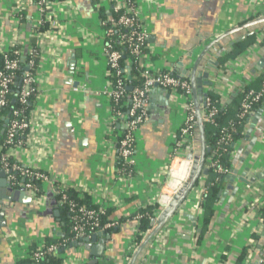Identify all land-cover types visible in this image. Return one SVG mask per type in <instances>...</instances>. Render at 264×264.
I'll return each mask as SVG.
<instances>
[{
	"label": "crops",
	"instance_id": "0c3cea01",
	"mask_svg": "<svg viewBox=\"0 0 264 264\" xmlns=\"http://www.w3.org/2000/svg\"><path fill=\"white\" fill-rule=\"evenodd\" d=\"M74 3L79 16L63 27L65 39L58 54L38 63L37 94L31 110L38 111L45 132L32 149H10L9 160L45 172L55 183L62 178L90 205L109 210L110 222L117 225L109 232L110 239L97 264H129L133 254L128 257L127 249L136 213L153 205L160 212L157 200L168 191V181L177 178L172 179L170 167L172 171L187 167L189 153L195 166L201 149L199 135L194 132L189 149L175 150L185 117L184 100L162 88H151L145 98L148 119L137 134L135 172L129 180L118 179L115 143L103 128L110 113L102 95L108 83L103 33L93 1ZM142 12L149 31L144 62L154 70L187 77L202 52L217 41L196 67L195 77L201 86L198 96H217L220 110L228 113L227 119L234 118L241 101L238 90L247 86L257 91L264 74V37L255 46L257 29L248 26L264 17V0H156L152 6L142 5ZM37 20L32 0L22 4L19 0H0V47L14 43L25 50L33 45ZM254 31L256 35L247 36ZM209 61L217 66L208 67ZM205 72L208 79L202 78ZM208 80L210 87L203 85ZM259 110L262 113L248 133ZM204 141L209 151L204 154L198 185L160 228L166 231L164 240L157 245L151 240L134 264H258L264 254V221L260 219L264 182L242 186L232 195L224 177L205 235L197 244L202 228L203 185L212 179L208 167L211 146L205 137ZM229 166L230 174L249 169L247 176L264 168V98L245 124L242 136L231 145ZM42 187L44 201L31 198L30 203L16 202L3 209L0 264H17L28 252L55 244L65 235L68 220L55 200L53 186ZM59 257L61 264H88L92 260L82 248H68Z\"/></svg>",
	"mask_w": 264,
	"mask_h": 264
},
{
	"label": "built area",
	"instance_id": "2783aa9c",
	"mask_svg": "<svg viewBox=\"0 0 264 264\" xmlns=\"http://www.w3.org/2000/svg\"><path fill=\"white\" fill-rule=\"evenodd\" d=\"M20 4L26 0H19ZM94 11L97 15V25L102 30V52L106 61L107 86L102 91V95L109 104V115L103 123V128L109 138L114 141L117 152L116 173L119 180H129L136 166V143L137 134L148 119V111L145 105V98L148 91L154 86L164 89L169 94L177 95L184 100L185 117L179 128V138L176 140V149L186 148L196 132V109L202 115V120L213 123L218 113V109L211 105L205 98L196 107L191 84L188 78H180L169 71L154 70L145 64L147 56V40L149 31L143 18L142 5L152 6L156 0H92ZM35 6L38 20L34 23L33 38L35 43L25 50L16 44L10 43L6 47H0L2 64L0 66V115L6 110L8 93L15 82L17 73L20 71L19 56H29L30 59L26 67L28 71L22 73V89L18 96L20 104H26L28 99L37 93V71L40 59L46 56L58 54L61 42L65 39V25L76 21L79 12L74 0H32ZM22 8V6H20ZM20 21L18 17L17 22ZM86 36H89L87 33ZM264 37V29L257 32V39L254 45H258ZM10 52L14 58H10ZM125 58L126 66L122 68L120 61ZM37 59V63L34 61ZM35 67V72L30 69ZM134 69L140 76L141 82L133 86L129 98H126L127 81L129 72ZM264 96V77L260 88L257 91L247 90L240 101L237 118L246 123L254 113L255 106ZM126 108V110H124ZM22 111L13 110L7 126L5 127L4 145H0V166L7 174L9 186L13 189L24 187L29 191L33 199L42 202L45 200L44 193L41 192L40 185H52L53 193L59 197V203L64 205L72 220L71 233L73 241H78L85 237L100 232L109 231L116 227V222H102L101 217L105 215L106 209L103 207L90 208L81 205L70 198L68 191L70 187L61 178L55 183L53 178L38 169L22 167L10 161L9 150L15 147L32 149L40 142L44 130L38 120V111L31 110L28 117H21ZM5 117V116H4ZM3 117V118H4ZM119 128H118V127ZM26 132V137L20 141L16 140V135ZM232 132L224 130L218 139V145L225 151V147L232 142ZM182 158H184L182 156ZM208 167L212 168L219 175H228L230 171L223 168L218 159L212 157L208 161ZM180 168V166H179ZM192 170V161H188V166L184 169L172 171L169 174L172 182L168 181V191L157 200L160 206L159 215L169 206L175 195L187 183ZM24 181L19 185L17 179ZM54 182V184H53ZM19 185V186H18ZM76 190V189H74ZM73 190V191H74ZM264 194V189L262 190ZM158 215V216H159ZM141 215L134 217L136 225L134 234L127 249L128 257L135 253L139 247L136 242L137 223ZM149 232L145 233L143 238ZM166 231L159 230L152 240L157 245L164 240ZM58 249L57 245L42 247L33 252H28L33 264L39 263L45 256L54 254ZM258 264H264V254Z\"/></svg>",
	"mask_w": 264,
	"mask_h": 264
},
{
	"label": "trees",
	"instance_id": "16d2710c",
	"mask_svg": "<svg viewBox=\"0 0 264 264\" xmlns=\"http://www.w3.org/2000/svg\"><path fill=\"white\" fill-rule=\"evenodd\" d=\"M263 28H264V24L256 26V29L262 30ZM9 57L14 58V56L12 55V52H10ZM18 59H19L21 69L17 73V77L15 79V82L12 85L11 89L9 90L8 99H7L8 100L7 108H6V110L2 111V115H0V145L2 147L4 145L3 143L5 140V135H4L5 129H3L4 128V120H3L4 118L3 117L6 116L8 113L11 114V112L13 110L22 111V113L20 114L21 117H28L29 112L32 109L33 101L36 97V95L30 97L26 104H20L18 101V96H19V93L22 89V82H21L22 73H21V71H23V68L25 66H27L30 57L21 55V56H19ZM34 61L36 63L38 62L37 59H35ZM1 64H2V57L0 56V66H1ZM120 64H121L122 68H124L126 66L125 58L120 61ZM36 66H37V64H35L34 67H32L30 69L31 73L35 72ZM130 76H131L130 82H131L132 86L135 87V86L140 84L141 78H140L139 74L134 69H131ZM263 77H264V74L260 79L261 81H262ZM261 81H260V83H261ZM127 83H129V81H127ZM247 90H249L247 88V86H242L238 90V91H240L239 94H240L241 98ZM257 90H259V89H257ZM129 96H130V92L127 91L126 98H129ZM206 98L211 102L212 106H215L218 109V113H217L213 123L205 122L202 120V125H203V129H204V137L208 141V144L211 146V151L209 153V156L212 157L213 160L218 159L219 164L223 168H226L227 170H229L231 172V169L229 166V153L231 150V145L234 144V142H236L240 136H242V131L245 128L246 121L239 120L237 118L238 111H237L234 118L227 119L228 113L226 114L225 111L220 110V105H221L220 99L217 96L209 94V93L206 95ZM263 98H264V96H263ZM259 105H260V102L255 106V109ZM124 110H126V108ZM201 117H202V115H201ZM2 130H4L3 134H1ZM224 130H227L230 132L233 131V132H232V142L229 143V145H227L225 147V151H222V148H220L218 145V139L220 137L221 132ZM25 137H26V132L22 133V135L18 134L15 137V141L16 140L22 141ZM183 149H184V147H183ZM2 150L5 151V147H3ZM118 166H119V164H117V167ZM209 174L212 175L211 181L209 183L203 185L204 192L202 193V202H201V209L203 212L202 213L203 215L201 218L202 228H201L200 233L197 235L198 236L197 244H199V242L203 239V237L205 235L206 226L209 223V219L211 218L212 213H213L212 209L218 201V197H217L218 191L220 190L221 185H222V180L225 177V175H219V174L215 173L214 170L210 167H209ZM21 181H22L21 178L17 179V183L19 185L21 184ZM36 184H38V186L40 187L39 189L43 188L40 185V183H36ZM197 185H198V179L196 180L194 187ZM68 193H69L70 198L73 199L74 201H76L77 203H79L81 205L83 204V205L90 207V208H95L93 205H90L89 202H87V200L85 198L83 199L82 197H79L77 195V193H75L74 191L69 190ZM54 196H55V200H56L57 204L62 209V215L63 216L66 215L68 221H66V225H65L66 226L65 228L67 229L65 231V235L61 238H58L57 241L55 242V244H52V245H57L59 248H63L65 251L66 249H68V244L71 243L73 241V238H74L73 234L71 233L72 220L70 218V215L68 214L66 207L59 203V197L55 194H54ZM260 212H261L260 219L262 221H264V207L261 208ZM158 213H159V207L156 205H153V206L146 208V209H141L138 211V213H136V215L137 214L141 215V218L137 223V232H136V242L137 243L140 244L143 240L144 234L152 230L153 226L151 224V221L156 218ZM110 214H111V212L109 210H106L105 215H103L101 217V221L104 223L110 222L111 221V220H109ZM111 230H113V229H111ZM111 230H109L108 232H110ZM61 254H59L58 256H53L52 254L49 256H45L44 260H48L49 264H61L62 259H61V257H59ZM41 262H42V259L39 261V263H41ZM17 264H33V261L29 257H26V259L21 260Z\"/></svg>",
	"mask_w": 264,
	"mask_h": 264
},
{
	"label": "water",
	"instance_id": "95a60500",
	"mask_svg": "<svg viewBox=\"0 0 264 264\" xmlns=\"http://www.w3.org/2000/svg\"><path fill=\"white\" fill-rule=\"evenodd\" d=\"M261 24H264V17L252 21L250 24H248V26L256 27V26L261 25ZM255 31L257 33L258 31H260V29H257ZM255 31L251 32L247 36L255 34ZM247 36H245V37H247ZM241 39H239L238 41H240ZM238 41H235V42H238ZM215 43H217V41L211 43V45L209 47H211ZM209 47H207L205 49V51L202 52L200 57L197 59L192 73L190 75H188L189 77L183 76L184 78H188L190 81L193 99H194L196 107L199 105L200 102H202L203 99L206 98L205 94L198 96L199 91L201 90V86H198V85H200V81H198V79H196V77H195L196 67L199 64L201 58L208 51ZM207 65H208V67H212V66L216 67L217 63L213 62V61H209ZM23 71H28V67L25 66L23 68ZM175 76H177V75H175ZM177 77H179V76H177ZM202 78L208 79L209 74L207 72L203 73ZM130 80H131V76H130V72H129V76H128L129 83L127 85V90L129 92H131L133 89V86L131 85ZM196 82H197V85H196ZM203 85L210 87L212 85V83L208 80V81H204ZM153 88L158 89L159 87L154 86ZM261 113H262V111L259 110L257 112V115L251 121L250 128L247 131L248 133H250V130L254 127V125L258 121V117ZM9 118H10V113H8L3 119L4 120V128L3 129H5V127L7 126ZM196 120H197V122H196V133L199 135V141H200L201 149H200L199 157L196 158L195 166L192 167V170L190 172V177H189L187 183L182 187V189L172 199L169 206L157 217V219H153L151 221V224L153 226L152 230L149 231V233L143 238L139 247L137 248V250L133 254L132 260L130 261L129 264H134L135 260L141 254V252L146 247V245L153 239V237L160 230V228L163 227L169 221V219L174 215L176 210L179 208V206L186 199L188 193L193 189L194 184L199 177L200 169L203 165L204 154H205V152H208L209 149L205 148L202 117H201V113L198 109H196ZM3 131L4 130H2L1 134H3ZM186 148H188V147H186ZM186 159H187V161H192V159H193L192 154L189 153L186 156ZM247 172H249V169H245L244 172H241L239 174H238L237 170H234L232 172V174H228L225 176L224 181L226 183H228L227 189L231 191L232 195H235L242 186L249 187L251 185H254L255 183L264 182V168L253 172V174L251 176H247ZM23 182L24 181H22V183ZM31 198H32L31 196L27 195L26 189L24 187H19L17 189H13L12 187L9 186V183L7 180V174L4 171V169L0 166V220H1L0 224H4V221L2 220V218L4 217V214H5L3 211L4 208H10L12 206L11 204L16 203V202L17 203H23V204L30 203L32 200ZM57 213L58 212L55 211L54 215H57ZM109 239H110V235H109L108 231H100V232H97V233L90 235L89 237H85L83 239H80L78 241H72L71 243L68 244V248L85 249L86 251L89 252L90 257L92 258V260L90 262H88V264H97L98 259L103 257V254H104V251L106 248V240H109ZM92 244H94V245H92ZM63 251H64V249L60 248L52 255L58 256ZM42 262H46L47 264L49 263L48 260H44V259H42Z\"/></svg>",
	"mask_w": 264,
	"mask_h": 264
},
{
	"label": "flooded vegetation",
	"instance_id": "af4514ba",
	"mask_svg": "<svg viewBox=\"0 0 264 264\" xmlns=\"http://www.w3.org/2000/svg\"><path fill=\"white\" fill-rule=\"evenodd\" d=\"M44 259V258H43ZM37 264H39V263H37Z\"/></svg>",
	"mask_w": 264,
	"mask_h": 264
}]
</instances>
